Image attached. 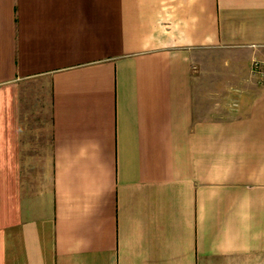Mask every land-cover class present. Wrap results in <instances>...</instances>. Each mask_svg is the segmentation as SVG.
I'll use <instances>...</instances> for the list:
<instances>
[{"label":"crops","instance_id":"crops-1","mask_svg":"<svg viewBox=\"0 0 264 264\" xmlns=\"http://www.w3.org/2000/svg\"><path fill=\"white\" fill-rule=\"evenodd\" d=\"M264 0H0V264H264Z\"/></svg>","mask_w":264,"mask_h":264},{"label":"built area","instance_id":"built-area-1","mask_svg":"<svg viewBox=\"0 0 264 264\" xmlns=\"http://www.w3.org/2000/svg\"><path fill=\"white\" fill-rule=\"evenodd\" d=\"M252 71L255 74L264 76V59L255 58L252 64Z\"/></svg>","mask_w":264,"mask_h":264}]
</instances>
